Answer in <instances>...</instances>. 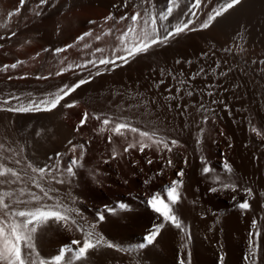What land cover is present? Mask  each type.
I'll use <instances>...</instances> for the list:
<instances>
[{
  "label": "bare ground",
  "instance_id": "1",
  "mask_svg": "<svg viewBox=\"0 0 264 264\" xmlns=\"http://www.w3.org/2000/svg\"><path fill=\"white\" fill-rule=\"evenodd\" d=\"M84 1L92 7L108 3V0ZM128 1L143 8V12L145 9L150 12L152 10L147 7L145 0ZM182 1L183 7L179 12H176L174 6L168 19L158 20L161 36L166 31L174 32L175 25L185 22L189 16L195 0ZM222 1L206 0V13L200 14L201 17L199 15V20L196 19L198 23L193 25V29L188 28L189 30L172 36L166 43L153 45L147 52L129 58L127 63L123 61L99 70L90 78L91 81L87 79L82 84L74 93L75 96L72 95L74 99L77 97L83 100L94 114L111 117L114 127L118 122L131 121L134 127L148 131L155 129L158 135L166 137L168 141L177 140L176 146L170 145L171 152L164 149L162 144L159 145V151L152 141L150 145L155 155L157 152L164 160L174 159V165H165L161 175H158L164 189L161 198L169 202L166 188L173 181L181 182L177 186L180 200L177 204L170 205L181 223V229H177L154 211L150 204L154 189L150 188V183V187L144 189L143 183L135 178L136 174L144 172L139 174V167L137 170L132 168L135 162L132 166L128 163L131 168L128 166L127 157L122 158L125 151L123 149L122 157L120 153L118 156L122 160H114V165L105 164L104 159V162L98 161L102 158L99 157L82 167L83 169L73 168L74 174L68 173L66 169H59L55 174L51 172L65 181L62 184L52 181L51 176L46 174L41 182L42 186L57 189L52 195L76 209L73 215L77 222L85 230H92L94 236L102 235L104 238L105 246L91 250L86 261H74L73 264H179L181 258H185L187 264L188 253H191V264H221V256L223 264H247L245 257L248 255L250 231L253 233L254 246L257 240L259 244L256 264H264V0H245L217 17L209 27L202 28L209 13ZM169 3L170 0H153V15L166 11ZM76 7L73 8L76 10ZM129 7L122 5L119 12L116 11L118 6L116 10H111L115 14L126 15L130 11ZM80 8L82 10V5ZM99 10L105 15V10ZM124 23L127 25V22ZM95 26L97 29L98 25ZM89 29L88 31L92 30ZM92 33L97 32L94 29ZM96 37L93 34L88 40L94 43ZM46 43L54 49L60 44L56 36ZM181 80L185 81L183 85L179 84ZM14 89L17 92L16 87ZM188 91L193 94L187 95ZM0 94L5 92L0 90ZM40 95V98L48 96ZM76 108L78 109L77 106ZM62 116L63 114L59 117ZM52 120L45 119L40 133L25 141L26 137L23 139L21 133L17 132L20 127L16 126L18 123L14 124L11 119L0 116V144L4 145L0 149V162L16 169L23 178L16 183L0 184V193H19L21 188L39 193L40 190L29 180L31 176L39 179V174L33 173L28 165L49 166L51 171L59 156L67 153L68 142L76 137L74 127L65 119L59 121L58 127L55 126L56 130ZM131 134L134 138L135 135ZM125 135H116L117 146H123L124 141H127ZM127 143L125 142V146ZM105 157L107 159L109 156ZM144 158H149L148 153ZM16 160L20 163L16 164ZM205 167L210 172H204ZM146 171L149 172L148 169ZM180 171H183V176L177 175ZM3 179L11 178L0 177V180ZM226 184L233 185L235 191L224 187ZM213 188L216 191H212ZM246 189H251V193L246 192ZM15 198L6 197L5 202ZM19 198L28 199L27 196ZM245 200L250 205L249 209H240L238 204ZM42 202L53 203L51 200ZM101 215L104 216L103 220L99 219ZM0 218L11 219L3 209H0ZM253 220H256V228H252ZM162 222L164 227L154 242L148 244L145 236L153 225ZM62 224L63 222L53 223L50 219L46 227L37 229L34 241L39 254L37 264L40 259L51 264V258L63 247H76L70 241L82 233L74 227L69 231ZM257 231L260 233L258 238L255 236ZM81 238L83 241V236ZM108 243L115 247H106ZM140 245L144 247H139Z\"/></svg>",
  "mask_w": 264,
  "mask_h": 264
},
{
  "label": "rangeland",
  "instance_id": "2",
  "mask_svg": "<svg viewBox=\"0 0 264 264\" xmlns=\"http://www.w3.org/2000/svg\"><path fill=\"white\" fill-rule=\"evenodd\" d=\"M75 1L74 0H46L45 3H41L40 0H24V3L21 4L20 0H0V90H3L5 94H7V96L5 94H0V96L4 95V97L3 96L0 97V100L9 99L10 98L9 94H10L11 97L14 95L16 97L22 98V100L24 101L26 105L28 100L32 97L38 96L36 98L39 99L40 98L39 94L48 95L50 93H56L60 88L64 87V85H68L69 87H71L76 82L80 81L81 79L87 80V79L92 78L93 75H95L99 70H102L106 67H110L111 65H115V64L123 62L122 60H117L115 64L101 65L99 64V60L101 58L116 59L119 56H128V53L123 51V49L125 47L130 48L132 47L134 43L141 42L140 33L143 31L142 21L141 23L134 25L135 27L134 33H128V26L132 25L133 22L130 19H122V17L131 16L136 11H140L142 17L146 16L147 13L143 12L144 9L141 8L140 6H138L139 7L138 8L136 7L134 3L128 1L129 3L133 4V5H129L127 0L126 1L119 0L120 2L123 1L122 4H120L118 0H114V1L108 0V3H107L108 5L107 4L99 5V6L96 5L95 7L97 8L95 9L94 6L92 7L90 4H89L90 6L87 5L88 3L86 4L84 0H83L84 2L81 0L84 3V5L81 1L79 2V0H75ZM244 1L245 0H241V3ZM144 2L146 3V5L148 4L147 5L148 8L152 9L151 13L152 12L155 13L154 9L151 8L152 7L151 3L153 4V0H145ZM223 2L224 0L218 3L215 6V8L220 7L221 3ZM205 4H206V0H202L201 5L198 8L191 7L192 9L190 10V14L185 20V22H188V24L190 23L188 27L189 29L191 28L193 29L198 23L196 19L199 20V18L203 14L206 13ZM79 5L80 6L82 5V10ZM111 5H113V8H111L112 7ZM122 5L123 6L127 5V8L130 6L129 7L130 11H128V14L126 15L115 14L113 10L114 9L116 10L118 6L116 11L117 12L121 11V9L119 8ZM182 5H183V1L178 0L177 5L175 6L176 12H179V10L183 7ZM239 5H236V6H239ZM73 7L74 8L76 7V10L77 9L79 10L76 11ZM98 7L99 9H103L106 11L105 15L104 13L102 14V12L98 9ZM215 8L213 9L211 13H209V15L214 13ZM232 9H229V10H232ZM129 12L131 13L129 14ZM106 15L108 17H111V19H106L107 18ZM124 22H127V25ZM157 23H159V21ZM94 24L98 25L97 29ZM194 24L195 26L193 27ZM89 25H92V26L88 27ZM86 26L88 27V29L89 28L92 29V27L94 28L92 30L89 29L91 31H88V29H86L87 28ZM82 27H85V29ZM94 29H95V32H97L98 34L97 33L91 34V32H94ZM85 30L87 33L85 32ZM149 31H150V26H149ZM185 31H187V29H185ZM13 33L15 34L13 35ZM125 33H128L127 39L123 40ZM93 34L94 36L97 35L96 40H95L96 43L95 42L91 43V41L88 40L89 38H92ZM53 36L54 38L55 36L58 37V43H60L59 46L57 45L55 47V49L54 47L46 43L47 40L53 38ZM59 37L61 40L59 39ZM80 37H83V39H80ZM118 38L119 40H117ZM57 49H62L63 51L57 53L56 52ZM97 49H100L101 51H97ZM131 57L133 56H129L128 59ZM92 61H95V63H91ZM13 64H16L17 66L15 68H12L11 65ZM5 65L9 66L6 70H4ZM57 73H60V74H57ZM90 81L88 80V83ZM6 85L7 87H5ZM26 86L27 87L34 86V87L33 88L30 87V89L22 88ZM81 86L77 88L75 91L71 92L70 95L66 96L60 102V105H58L55 109L51 111L42 110L39 112H36V111L8 112V111L0 110V116L11 119V122L12 123L14 122V124L18 123V125L16 126L18 127L20 126L21 128L17 127L19 129L17 132L19 134L21 133V136L23 139L24 137H26L24 139L25 141L31 140L32 138H34V136L40 133V130L42 129V122L45 119H47V121H50V119L51 120L53 119L51 122L55 130H56L55 126L58 127L59 121L64 120V119L71 127L72 126L74 127V128L72 127L74 130L73 133H74V136L76 137L71 139L72 144H69L68 142V148L65 151L67 153H62V155L60 153L61 156H59V158L57 159V162H55L56 165L53 164L52 165L53 167L51 166L52 167L51 171L50 170L49 171L52 173L56 171L57 166H59V169H66L69 162L72 159L77 160V165L74 166L73 168L78 167L79 169L80 168L83 169L85 165H87L89 162H90L89 164H91L92 160H95L96 158L98 159L99 157H102V158H99L98 161L102 160L104 162L105 160L104 162L105 164L114 165V160L115 162H117V159L119 158L118 157L119 153H120V156L122 157L121 152L125 150V148H127V145L129 143H135L136 146L134 148H130L127 151V154L124 151L125 156L123 155L122 158L125 159L127 157L126 158L127 161L126 160L125 161L127 162V164L129 163L131 166L135 162V165H134L135 167L132 166V168L137 170L139 167L140 170L138 171H141L139 172V174L144 172V174L142 173L141 175H137V174L135 175V178L139 182L144 184V185L142 184V187L144 186L143 187L144 189L147 187H150V184H151L150 188L154 189L152 196L154 194L159 193L161 194V197H162L163 195L162 190L164 189H163V186H161L162 184L160 180L158 179V177L161 175L163 168H165L166 166L171 167L174 165V159L169 158L171 160V164L169 165L168 160L165 159L167 160L165 161L164 159H162L159 153L156 152V155H155V153L153 152L152 146L146 147L144 151L141 152L140 144H139V141L141 138L139 134L133 133V135H135L133 138L131 134L132 132L125 130V129H122L121 131L123 132L125 130L126 135L125 134L124 135L126 136V139L129 143H127V141L125 140L123 143V146H125V142L127 143L125 148L123 146H117V144H115V140H116L115 138L117 134L116 132L112 131V129L114 128L112 124L113 121H110V123L106 126L103 125L102 120L106 118L107 116L103 114H96V113L94 114V112L88 106L85 105L83 100L79 98L77 99V97H75L74 99L73 97L75 96L74 93H76V91L79 90ZM15 87L17 89V92L14 89ZM5 88H7L8 90L7 89L5 90ZM53 89L54 91H52ZM9 90L11 92H8ZM48 90L50 91L49 93L47 92ZM44 91L47 93H45ZM11 104L16 105L17 101L15 102L12 100ZM66 104H72L75 107L73 106L74 109L72 107L73 109L72 110L71 107H64V105ZM0 106H1L0 108L6 109L10 105L0 104ZM76 106L78 107V109L76 108ZM80 107L81 109H79ZM69 110L72 111V113ZM75 110H77L76 113H75ZM85 113H87V120L84 122L83 125H81V120L84 118ZM61 114H63L64 117L63 116L59 117L61 116ZM66 115L68 116L66 117ZM96 116H100V119L99 120L96 119ZM22 121H26V122L23 123ZM28 125L29 127L31 126L32 127L29 128ZM78 127H79V130H77ZM102 127L104 128V131H100ZM128 132H130V134ZM83 133H86V134H83ZM27 134L28 136H26ZM222 135L224 136V134ZM109 136H111L112 138L111 142H109V139H108ZM144 142L149 145L152 144L151 141L150 140L148 141L147 138L146 139L144 138ZM81 143L82 145H84L83 149L77 147L78 149H76L75 153L71 151L72 145H81ZM69 145L71 146L69 147ZM119 148L121 150H119ZM93 150H96V151H93ZM136 153L138 154L136 155ZM147 153L150 159L146 158L147 159L146 161L144 157H146ZM106 155L109 156L107 157V159H105ZM138 155H140V157ZM150 155H152L153 157ZM159 155H160V158L158 157ZM121 157L119 159H121ZM89 158L91 160H86ZM119 159H118V162H120ZM138 159L142 161L143 159L145 160L142 162V161H139ZM148 159L151 160L152 162L149 163ZM84 161L85 162L87 161V163L85 164ZM110 161L111 163L109 164ZM129 164L128 166H130ZM155 165H158L159 168L157 166L155 167ZM48 167L46 168L50 169ZM145 169L146 170L148 169L149 172L146 171ZM155 170L157 171V173ZM54 174H51V176H54ZM153 174L154 175L157 174V175L154 176ZM82 236H83L82 234H80V236L78 234L77 236L78 238L76 237L73 239H79L82 241V238H81Z\"/></svg>",
  "mask_w": 264,
  "mask_h": 264
},
{
  "label": "snow or ice",
  "instance_id": "3",
  "mask_svg": "<svg viewBox=\"0 0 264 264\" xmlns=\"http://www.w3.org/2000/svg\"><path fill=\"white\" fill-rule=\"evenodd\" d=\"M41 3H45L46 0H40ZM202 0H195L192 5L193 8H198L201 5ZM20 3L23 4L24 0H20ZM178 0H170L168 8L166 11L161 12L157 15H153L148 9H145L147 13L146 16L142 17L140 11H136L129 17H122V19H130L133 24L128 26V33L135 32V24L141 23L142 21V29L143 31L140 33L141 42L134 43L132 47H125L123 51L128 53V56H119L116 59H103L99 60V64L108 65L115 64L117 60H122L125 63L128 61L129 56H135L139 53L147 52L153 45L159 43H166L172 36L183 32L185 29H188V22H181L175 25L174 32L166 31L163 36L159 34L158 30V20H166L168 19L172 13L174 6H176ZM241 0H224V2L215 9L214 13L209 15L207 21H205L201 27L207 28L215 20L217 17L221 16L223 13L227 12L229 9L234 8L236 5L240 4ZM106 19H111V17H107ZM150 26V31H149ZM128 33L124 34L123 40L127 39ZM15 33H13L14 35ZM83 39V37H80ZM119 39V38H118ZM87 47V45H86ZM63 51L62 49H57L56 52L59 53ZM97 51H101L97 49ZM91 63H95L92 61ZM17 65H11L12 68H15ZM9 66L5 65L4 70H6ZM60 74V73H57ZM86 80L81 79L76 82L74 85L69 87L68 85H64V87L60 88L56 93H50L48 96L43 98H35L32 97L28 100L25 105L24 101L20 97L12 96L6 100H0V104L10 105L6 109L0 108V110L8 111V112H32V111H51L55 109L60 102L71 92L75 91L82 84L86 83ZM163 81H161L162 83ZM185 81H179V84L183 85ZM192 91H188L187 95L191 96ZM212 95V93H208ZM174 97H168V99H173ZM16 100L17 104L12 105L11 101ZM65 107H72V104H66ZM96 119H100V116H96ZM111 117H106L102 120L103 125H108L111 121ZM87 120V113L84 114V118L81 120V125ZM122 129H127L132 133H139L140 136V151L143 152L146 147H150L151 145L144 143V138L152 141L153 144L157 145V150L159 151V145H163V148L167 151L171 152L172 147L178 144V141L172 139L168 141V139L164 136L158 135L155 129L141 130L138 127H134L131 125V121H121L115 124V127L112 131L117 134L123 136L124 133L121 131ZM79 130V127L77 128ZM100 131H104L102 127ZM253 131H256L253 128ZM109 142H111V136H109ZM69 144H72V141H69ZM136 146L135 143H130L128 148H125V151H128L130 148H134ZM79 147L83 149L84 145H73L71 148L72 152L76 151V148ZM4 145L0 144V149H3ZM149 163L152 161L149 160ZM16 164H19L20 161L16 160ZM168 164H171V160H168ZM77 165V160L72 159L66 171L70 174L73 173V167ZM31 168L33 173L39 174V179L36 176L29 177V180L34 184V186L39 189V193L27 190L26 188H21L19 193L13 192H4L0 193V209H3L8 218H0V264H37V258L39 254L36 252L35 246V237L38 228H43L48 225V221L51 219L53 223L55 222H63L62 226L67 227L69 231L74 227L76 231H79L83 234V241L79 239H74L71 241L72 245H75V248L66 247L61 249V251L53 258H51V264H73V262H83L87 260L89 252L94 249H98L100 247L105 246L104 238L102 235H95L92 230H85L81 224L77 222L74 218V213L76 212L75 208L70 207L65 204L61 199L56 198L52 193L57 192L58 190L52 188L51 186L45 188L42 186V181L46 174L51 176V172L46 167H33L31 164L28 165ZM226 167H228L226 165ZM231 171V169H228ZM56 171H59V166H57ZM204 172H210V169L205 167L203 169ZM178 176H183V171L177 173ZM0 177H10L11 179H3L0 180V184L3 183H16L22 181V176L20 173L12 168L7 167L3 162H0ZM51 180L56 183H65L64 180L58 179L56 176H51ZM50 183V182H49ZM181 182L173 181L172 185L168 186L165 190L167 201L161 198V194H154L150 200V204L154 211L160 216L163 217L164 221H170L175 228L181 229V223L178 220V217L173 214V208L170 205H175L180 200V195L177 191V186ZM224 187L232 188L235 191V188L231 184H226ZM212 191H216L215 188ZM246 192L251 193V189H246ZM15 196V199H10L9 202H5V198H11ZM21 196H27L28 199H20ZM44 200H51L53 203H43ZM20 205L24 207L21 208ZM240 209H249L250 205L247 200L240 202L238 204ZM100 220L104 219V216L101 215L99 217ZM94 225L92 228L94 229ZM164 227V223H158L153 225V228L149 231V234L145 236V240L148 244H152L159 234L160 230ZM252 228H256V220L252 221ZM260 233L257 231L255 236L258 238ZM108 248L115 247L113 244L108 243L106 245ZM139 247H144V245H140ZM187 247V245H184ZM259 250L258 240L254 246L253 242V233L249 232V240H248V255L245 257L247 264H256V254ZM65 253L69 255L66 256ZM187 264H191V253L187 255ZM221 264H223V257L221 256ZM39 264H46V261L43 259L39 260ZM179 264H186L185 258H181L179 260Z\"/></svg>",
  "mask_w": 264,
  "mask_h": 264
}]
</instances>
